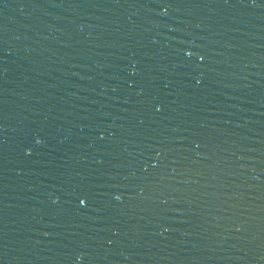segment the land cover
<instances>
[{
    "label": "water",
    "instance_id": "obj_1",
    "mask_svg": "<svg viewBox=\"0 0 264 264\" xmlns=\"http://www.w3.org/2000/svg\"><path fill=\"white\" fill-rule=\"evenodd\" d=\"M0 264H264V0H0Z\"/></svg>",
    "mask_w": 264,
    "mask_h": 264
},
{
    "label": "snow or ice",
    "instance_id": "obj_2",
    "mask_svg": "<svg viewBox=\"0 0 264 264\" xmlns=\"http://www.w3.org/2000/svg\"><path fill=\"white\" fill-rule=\"evenodd\" d=\"M83 203V202H82Z\"/></svg>",
    "mask_w": 264,
    "mask_h": 264
}]
</instances>
